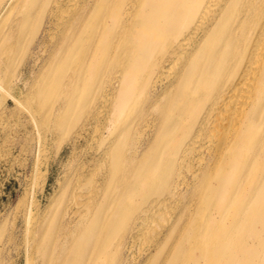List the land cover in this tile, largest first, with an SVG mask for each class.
<instances>
[{"label":"bare ground","instance_id":"6f19581e","mask_svg":"<svg viewBox=\"0 0 264 264\" xmlns=\"http://www.w3.org/2000/svg\"><path fill=\"white\" fill-rule=\"evenodd\" d=\"M23 2L0 0V22ZM39 2L35 17L42 18L41 28L47 23L42 34L51 42L60 36L41 49L62 74L44 81L62 84L66 74L88 86L72 96L75 107H83L78 135L86 124H103L93 137L94 152L100 149L99 160L106 162L103 172L81 186L77 179L74 196L87 191L54 222L56 239L81 243L77 254H68L78 264H99L98 254V260L108 256L116 230L136 214L138 200H146L141 213H155L175 199L179 211L163 240L144 231L146 220L138 213L115 247L116 264H126L120 257L128 250L125 242L139 239L141 231L149 264H213L212 258L264 264V0ZM25 11L22 6L8 27L0 25V69L16 48V33L23 34L20 24L33 20L34 13ZM63 64L72 71L64 72ZM44 90L38 85L19 97L8 95L39 135L38 118L66 108L29 102ZM66 125L56 120L51 131ZM144 148L149 151L142 153ZM39 232V226L28 231L35 242ZM237 237L244 244L229 257L224 249Z\"/></svg>","mask_w":264,"mask_h":264},{"label":"rangeland","instance_id":"374dc122","mask_svg":"<svg viewBox=\"0 0 264 264\" xmlns=\"http://www.w3.org/2000/svg\"><path fill=\"white\" fill-rule=\"evenodd\" d=\"M22 6L26 14L34 13L33 20L28 24H20L23 34L20 36L16 33V48L12 49L9 62L0 69V85L5 90V92L0 90V264H78V258L70 254L72 250L77 254L81 243H64L60 242L62 239H56L57 223L54 222L61 221V218L65 216L66 207L72 203V200L76 198L80 201L79 199L87 191L81 190L74 196L77 179H81L79 184L81 186L87 179L103 172L106 162L99 160V144L98 152L93 150L98 142V138L93 139V137L97 135L96 131H99L103 124L94 128L90 123L86 124V128L81 131L83 134L78 135L77 130L84 118L79 108L81 105L78 104L75 107L72 96L75 97L77 89L88 90V86L76 84L66 74L61 81L62 84H58L55 79H53L55 84L50 83L52 79L44 81L48 75L58 79V75L62 73L58 74L52 70L57 63L49 62L48 53H42V43L49 41L52 45L53 41L60 36L55 37L51 42L50 37L42 34L41 29L47 23L41 28L42 18L38 15L35 17L41 6L39 0L33 2L24 0L13 14L7 17L5 24L3 21L0 22L2 28L8 27L7 24L12 22L15 14L20 13ZM72 68L68 64H63L64 72L69 70L71 72ZM38 85L45 90L42 95L30 99V103L39 104L43 108H53V111L57 110L60 104L66 105L65 110L59 109L55 111V114L38 118L43 119L40 135L30 117L23 113L8 96L11 94L19 97L22 92L26 94L30 87ZM62 119L67 125L64 128L56 127L57 131H51L54 122ZM107 135L108 132L105 137ZM141 150L142 153L149 151L147 148ZM141 166L144 171L148 165L142 162ZM145 201V198L138 200L136 214L116 230V237L108 251V256L98 260L100 253L98 254L99 264H116L119 261V257L114 255L115 247L120 243L138 213L142 220H146L143 226L144 231L147 229L154 240L163 238V234L179 211L174 209L177 201L175 199L171 201L166 211L141 213L145 210ZM231 214L227 213L226 217L234 222L235 217ZM66 219H68L67 216ZM46 224L50 226L54 224V227L48 228ZM38 226L40 232L36 234L35 242L33 241L35 238L32 239L28 231ZM231 226L230 232L236 233L238 229L232 223ZM192 229L193 221L189 231ZM45 231L47 234L43 241ZM114 231L110 230L109 233ZM143 232H140L139 239L126 240L128 250L120 255L121 259L125 258L126 264H149L148 258L151 255L147 251L143 252L142 249ZM218 238L219 236L209 239ZM243 244L244 239L237 237L231 243V247L227 246L224 249L225 254L235 258L237 250ZM36 245L39 251L33 255L32 249ZM61 246L66 250L63 254L56 251ZM185 246H187L185 249L189 248L187 244ZM70 250L71 253L68 254ZM197 260L200 262V258ZM211 261L213 264H237L235 260L233 263L229 259L212 258L210 263ZM158 263L162 264V261Z\"/></svg>","mask_w":264,"mask_h":264}]
</instances>
